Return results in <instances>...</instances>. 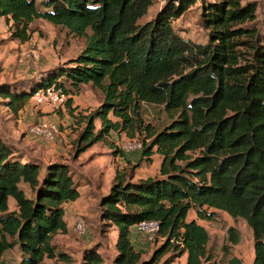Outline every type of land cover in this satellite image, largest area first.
<instances>
[{
	"label": "trees",
	"instance_id": "16d2710c",
	"mask_svg": "<svg viewBox=\"0 0 264 264\" xmlns=\"http://www.w3.org/2000/svg\"><path fill=\"white\" fill-rule=\"evenodd\" d=\"M195 2L166 0L140 23L152 0H0L10 39L28 40L38 18L85 39L75 57L41 71L26 87L0 83L13 113L34 90L55 86L73 114V95L91 84L102 98L76 120L75 153L114 131L143 134L142 155L162 158L158 175L117 176L99 198V219L117 231L111 264H157L168 252L172 260L185 254V264H223L209 251L206 228L187 220L190 209L201 220L220 211L244 219L253 236L251 264H264V23L255 24L254 1L200 0L207 40L196 42L172 26ZM143 104L162 106L170 122L161 129L144 123ZM78 196L67 163L24 158L0 139V261L15 249L19 264L72 263L52 239L67 231L63 205ZM143 220H156L163 240L144 260L130 239L131 227ZM239 239L228 227L225 254ZM99 247L84 248L75 263L105 264ZM226 264L241 261L230 256Z\"/></svg>",
	"mask_w": 264,
	"mask_h": 264
},
{
	"label": "rangeland",
	"instance_id": "374dc122",
	"mask_svg": "<svg viewBox=\"0 0 264 264\" xmlns=\"http://www.w3.org/2000/svg\"><path fill=\"white\" fill-rule=\"evenodd\" d=\"M166 0H152L147 13L139 20L143 23L154 17L156 11L164 5ZM246 1V0H244ZM257 3L255 24L264 23V0H250ZM200 0L191 5L179 18L172 22L173 28L184 38L205 43L207 40V29L200 19ZM31 35L26 41L20 42L9 38L8 24L0 18V83H9L17 88L26 87L29 80L38 76L44 67L56 60H64L75 57L83 48L84 37L74 36L61 26H56L45 19H34L30 23ZM42 54V55H41ZM43 54H50L51 60L45 61ZM31 60L28 67L21 69V61ZM62 61V62H64ZM59 62V63H62ZM102 94L99 89L91 84H84L73 95L71 108L73 114L69 113V107L64 104L62 107L52 109L47 104H37L33 99L27 101L25 106L17 113H13L0 96V139L15 146L21 155H36L37 159L44 164L45 161L62 159L68 163L71 159H78L85 162L84 167L91 165L93 175L98 177L101 192L93 195L95 198L89 200L87 215L77 212L68 216L66 222L69 228L66 232H58L53 236V243L57 249L66 250L71 254L75 262L81 257L86 247L99 246L98 252L104 258L105 264H111L114 252V231L112 226L103 224L98 217V201L102 190L110 185L117 176H144L152 172V165L141 153V157L131 159L125 154L117 152L113 139L121 140L127 138L125 132L111 131L106 141H98L89 146L78 155L75 153V142L80 131L77 119L80 115L88 113L101 101ZM141 117L144 123L154 125L161 129L170 122V115L164 111L162 106L143 104ZM52 123L58 127V133L53 141H46L27 133L29 125L34 123ZM97 124L99 122L97 121ZM135 136L143 138V134L136 133ZM67 146L64 150L60 145ZM123 162V163H122ZM123 164V165H122ZM70 166V174L74 181L82 182L77 171L76 164ZM85 168H88L85 167ZM26 194L29 189L23 185ZM12 204V203H10ZM82 218L86 229L81 232L76 229L77 219ZM202 225L209 234L208 248L214 258L226 264L230 256H236L241 264H251L253 260V236L250 227L242 218H232L227 213L220 211L210 220H203ZM235 227L239 234V242L225 254L222 245L227 236L228 227ZM147 242L143 250L142 259L151 256L162 239L156 235H141ZM172 253L164 254L157 264H179L180 257L171 259ZM19 254L15 249L6 250L1 258L0 264H17ZM170 260H172L170 262ZM170 262V263H168ZM45 264H64L52 259H45Z\"/></svg>",
	"mask_w": 264,
	"mask_h": 264
},
{
	"label": "crops",
	"instance_id": "0c3cea01",
	"mask_svg": "<svg viewBox=\"0 0 264 264\" xmlns=\"http://www.w3.org/2000/svg\"><path fill=\"white\" fill-rule=\"evenodd\" d=\"M43 56L45 57L44 58L45 61L51 60L50 54H43ZM62 61H64V60H56L55 62L51 63L50 65L44 67L42 71H44L46 69H49V68H51V67L59 64V62H62ZM29 63H31V60H29V59L28 60L27 59H24L23 61H21V65H20L21 66V69L24 68V67L27 68ZM115 140L116 139H113V142ZM114 145H115V142H114ZM60 147L62 149H64V150H67V146H63L61 144ZM116 151L119 152V153H123V154L127 153V152H124V151H121V150H116ZM22 156H24V158H26V157H33V158H36L37 159V156L36 155H28V156L22 155ZM126 157L131 158V159L140 158L141 157V150L130 151V153ZM80 158H81V156H78V159L73 158V159H71V161L68 162L71 165L76 164L77 171L79 173V176H80V179L82 180V182L80 183V182H77L76 181L77 184H78V191H79L78 198L76 200H74V201L64 203V205H63V208H64V220H65V222H66L68 216H71L75 212H77L79 214L87 215V208L89 207L88 206L89 205L88 204L89 203V200L92 199V198H95L93 195H97L98 193L101 192L100 189H102L99 186L98 177L95 174L93 175V170L90 169V166L91 165H87L88 168H85L87 166L84 167L85 162L83 160H81ZM161 159L162 158H161V156L159 154L153 153L150 156V159H149L150 164L153 166L152 167V172H149L148 174H146L144 176H141V177H139V176L138 177L137 176H132V177L131 176H126V179L127 180H131V181H135V180H137L139 178H146V177H149V176L150 177H153V176L158 175V171H159V166H160V163H161ZM54 160H61L62 161V159H54ZM49 161H51V160H49ZM47 162L48 161H45L44 164L47 163ZM65 163H67L66 160H65ZM111 184L108 185L106 188H104L102 190L101 196L103 194H105L109 190ZM10 203H12V204H10ZM8 204H9V208L11 210H14L15 209L16 206H15V201H14L13 198L10 197L8 199ZM191 219H195L196 222H198L200 224H202V221H203V220L197 218L196 213H195V211L193 209H190L189 212H188V214H187V220H191ZM66 225H67V229H68L69 228V225H68L67 222H66ZM113 231H114L115 234H114V242H113V244H114V252H113V255L112 256H114L117 253V251L115 249V240H116L117 231H116L115 228H113ZM130 239H131V242H132L133 246L136 249H141V250H145L146 249L147 242L142 238L141 234L137 232V230L135 229L134 226L131 227ZM180 261L181 262L179 264H185V254L181 255ZM17 264H19V260H18V263Z\"/></svg>",
	"mask_w": 264,
	"mask_h": 264
},
{
	"label": "built area",
	"instance_id": "2783aa9c",
	"mask_svg": "<svg viewBox=\"0 0 264 264\" xmlns=\"http://www.w3.org/2000/svg\"><path fill=\"white\" fill-rule=\"evenodd\" d=\"M31 99L37 104H47L52 109H55L62 107L66 103L67 95L60 88L49 86L34 90L31 94ZM26 131L37 138L53 141L58 133V127L56 124L40 122L29 125ZM114 142L116 148L124 152L142 150L143 147L141 138L135 135L121 140L116 139ZM158 226L156 220H143L134 225L138 233L148 237L157 234ZM75 227L83 232L86 229L84 220L82 218L77 219Z\"/></svg>",
	"mask_w": 264,
	"mask_h": 264
}]
</instances>
